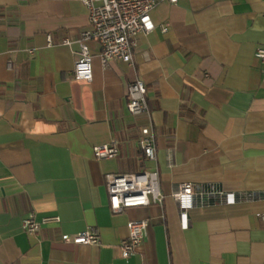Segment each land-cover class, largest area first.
Masks as SVG:
<instances>
[{
    "label": "crops",
    "instance_id": "0c3cea01",
    "mask_svg": "<svg viewBox=\"0 0 264 264\" xmlns=\"http://www.w3.org/2000/svg\"><path fill=\"white\" fill-rule=\"evenodd\" d=\"M153 17L157 28L138 35L133 63L104 66L100 43L87 40V81L74 77L89 27L84 2L0 0V264H264V62L256 55L264 0L161 1ZM138 79L148 88L156 160L137 143L147 115L127 106ZM113 138L120 155L97 159L94 146ZM154 167L163 204L113 212L106 174ZM186 181L239 200L195 205L185 227L173 195ZM31 213L61 221L29 234ZM147 218L148 238L124 258L130 221ZM90 227L100 244L62 239Z\"/></svg>",
    "mask_w": 264,
    "mask_h": 264
},
{
    "label": "built area",
    "instance_id": "2783aa9c",
    "mask_svg": "<svg viewBox=\"0 0 264 264\" xmlns=\"http://www.w3.org/2000/svg\"><path fill=\"white\" fill-rule=\"evenodd\" d=\"M88 7L89 27L84 29L78 40L81 48L80 58L76 61L74 77L91 81L93 78V55L87 40L96 39L101 45L100 57L104 66L112 59L133 63L134 48L140 33H150L157 28L153 11L161 1L176 3L178 0H81ZM100 1V4L96 2ZM162 27V32H167ZM49 44L52 38L48 37ZM67 42H69L67 40ZM33 52V50H31ZM256 55L264 62V45L256 49ZM148 88L143 80L138 79L129 86L127 106L133 115H147L149 123L141 128L137 143L144 158L157 159V132L154 127L153 113L147 96ZM97 159L114 158L120 155L121 146L117 138L109 143L93 148ZM106 187L109 204L113 212H121L129 207L147 206L151 203L163 204L164 193L161 188L160 171L157 167L145 168L134 172L106 174ZM180 205L181 217L185 227L189 223V210L198 204L218 196L228 203L237 202L238 196L213 185H199L192 181L180 183L174 192ZM264 219V214L262 215ZM58 214L37 218L35 213L23 219V228L29 234L37 233L44 225L59 223ZM151 219L131 220L129 234L121 240L122 256H134L139 246L148 238ZM62 239L74 244H100L98 228L90 227L74 235L64 233Z\"/></svg>",
    "mask_w": 264,
    "mask_h": 264
}]
</instances>
